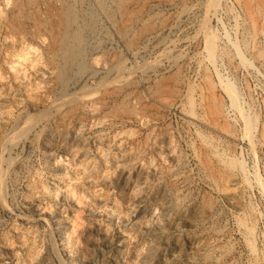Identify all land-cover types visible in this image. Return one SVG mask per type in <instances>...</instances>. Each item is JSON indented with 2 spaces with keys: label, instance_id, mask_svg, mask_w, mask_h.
Segmentation results:
<instances>
[{
  "label": "rangeland",
  "instance_id": "1",
  "mask_svg": "<svg viewBox=\"0 0 264 264\" xmlns=\"http://www.w3.org/2000/svg\"><path fill=\"white\" fill-rule=\"evenodd\" d=\"M13 1L0 0V264H264V0H129L125 33V14L99 12L59 107L51 36L14 31Z\"/></svg>",
  "mask_w": 264,
  "mask_h": 264
},
{
  "label": "bare ground",
  "instance_id": "2",
  "mask_svg": "<svg viewBox=\"0 0 264 264\" xmlns=\"http://www.w3.org/2000/svg\"><path fill=\"white\" fill-rule=\"evenodd\" d=\"M53 1H54V3H52L51 0H14L13 3H14V7H15L16 12H15L14 17H13L14 21H13V23L11 22L13 24V27L11 25L10 26L12 27V29L14 31H17V29L20 27L21 23H24L26 21H32L33 24L35 25L34 27H36L38 29V30H36L37 32H40V30H47L48 33L50 34L51 39H50L49 45L47 46V49H46L47 59H45V60L50 65H52V67H54V69L56 70L54 80H56L57 86H58V88H60L59 90L61 91V95H60L61 100L59 99V102H56V103H58L57 106L55 104L54 105H55V107H59L64 101L72 99L73 94L71 95V93L68 92V89L70 88L71 83H73L74 81H77L78 80V79H76L77 76L85 73V71L88 68L87 64H86V60H85V58H86V47H87L86 46L87 45V42H86L87 37L85 34L87 32L93 31V29L95 28V25H96L97 19H98V14H100L99 12H102V14L106 15L109 19H112V21L114 19H116V18H114L115 14H117L120 17L121 16L124 17L123 15L125 14L126 20H124L123 18H120L119 20L116 19V22H115L117 24L115 26H117L118 30L121 33H125V31L128 29V26H130L128 23V22H130L129 20L133 19L132 17L136 13H134V10H133L132 11L133 13L128 11V14L126 15V13H127L126 12V10H127L126 5H127V2L129 0H53ZM84 2H86V3L88 2L87 10L82 9L83 7L81 8V6H82V4H84ZM40 3L46 4V12H44L45 16H42L41 11L39 9L40 7L38 6V4H40ZM44 13H43V15H44ZM136 17H137V15H136ZM148 20H149V18H148ZM132 22H134V21H132ZM25 25H26V23H25ZM151 27H152V22L151 21H145L144 24L142 25V27L139 28V33L140 34L144 33L145 31H148ZM31 29L33 30V28H31ZM25 30H26V28H25ZM96 31H98V30H96ZM93 32L96 33L95 31H93ZM90 33H92V32H90ZM137 33H138V30H137ZM139 33H138V35H139ZM127 41H128L127 43L131 44L133 42V37H130ZM94 44H96V42ZM111 57H113V56H111ZM122 64H124V63H122ZM115 66H116V64H115ZM122 68H123L122 65H117V68H115V69H117V71L119 73V72H121ZM110 70H112V69H110ZM113 75H114V73H113ZM173 75H174V73H173ZM114 76L117 78L116 75H114ZM119 76H122V75L120 74ZM115 77H113V78H115ZM117 80H115V81H117ZM163 81H164V79H163ZM107 82H108L107 80L106 81L103 80V81H101V84H107ZM158 85H159L158 87L161 86V84H158ZM84 86H86L88 88V85L85 84ZM161 87H163V85ZM81 88L82 87H80V90H81ZM96 88H99V86ZM119 88H121V87L119 86ZM35 89H36V87H35ZM156 89H157V87H156ZM88 90L90 91V88H88L87 90L85 89V92L86 91L88 92ZM73 91H75V93H77L76 90H73ZM73 91H72V93H74ZM112 92H113V89H112ZM75 93H74V95H75ZM79 93L80 92H78L77 94H79ZM83 93H84V91H83ZM83 93L81 96H83ZM73 99L75 100V98H73ZM78 99H82V98L79 97ZM70 102H72V100ZM72 103H74V101ZM66 104H67V102H66ZM121 104H122V102H121ZM67 105H69V103ZM75 106L77 107V105H75ZM124 108H126V107H124ZM117 109H119V108H117ZM128 110H129V108H128ZM44 116H46V114L41 113L38 115L37 119L39 120V118L44 117ZM30 118H31V116H30ZM27 119H28V121L32 122L31 120H29V118H27ZM25 120H26V118H24V121H23L24 125L20 124L22 126H19L18 129L16 128L17 131H16V129H14V131H16L15 132L16 136H14V137L23 135L26 132V130L30 127L29 124H31V123H28V125H27V123H25L26 122ZM15 127H16V125H15ZM12 131L13 130H11V132ZM14 131H13V133H14ZM3 173H5V172L0 171L1 179L3 178ZM4 179H6V178H4ZM1 193H0V195H1Z\"/></svg>",
  "mask_w": 264,
  "mask_h": 264
}]
</instances>
